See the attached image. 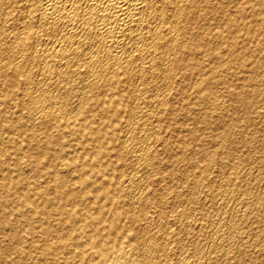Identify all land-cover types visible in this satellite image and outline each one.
<instances>
[{"label": "bare ground", "instance_id": "1", "mask_svg": "<svg viewBox=\"0 0 264 264\" xmlns=\"http://www.w3.org/2000/svg\"><path fill=\"white\" fill-rule=\"evenodd\" d=\"M262 34L264 0H0V264H264Z\"/></svg>", "mask_w": 264, "mask_h": 264}, {"label": "rangeland", "instance_id": "2", "mask_svg": "<svg viewBox=\"0 0 264 264\" xmlns=\"http://www.w3.org/2000/svg\"><path fill=\"white\" fill-rule=\"evenodd\" d=\"M261 37H264V34H262V36ZM263 107H264V104H263ZM236 115V114H235ZM232 115H230V116H228V119H230V117H231ZM253 121H254V125H255V127L254 128H252V127H249V129L247 130V132L249 131L250 133L251 132H253V133H249V136H251V137H253V139H254V142L255 141H257V143L255 142L254 143V149H253V153H259V152H261L262 150H260L259 151V149H262L261 147H263V144L261 143V140H262V138L264 137V124H262V123H259V122H261V120L259 119V118H254L253 119ZM190 125H191V123H189ZM257 127V128H256ZM238 129H241V127H238ZM252 130V131H251ZM261 136V137H260ZM255 137V138H254ZM259 138H261V139H259ZM245 141L244 142H246V138L244 139ZM259 142V143H258ZM262 144V146H261V144ZM260 144V145H259ZM258 145V146H257ZM261 146V147H260ZM260 147V148H259ZM257 149V150H256ZM264 172V171H263ZM262 172V174L264 175V173ZM258 173H261V172H258ZM258 236V238L260 237L259 236V234H257L256 236H253V237H250L249 239H251V238H253V239H251L250 240V243L251 244H254V243H264V237H260L259 238V241H258V238L256 239V237ZM255 237V238H254ZM255 245V244H254ZM173 246H175V245H173ZM253 245H250V249L252 248V251H254V253H256V254H258V253H261V251L259 250V249H257L255 246H253ZM256 248V249H255ZM255 249V250H254ZM264 254H262L261 255V257L262 258H264V256H263ZM221 264H223L222 262H220ZM220 263H216V264H220ZM229 264H231V263H229Z\"/></svg>", "mask_w": 264, "mask_h": 264}]
</instances>
